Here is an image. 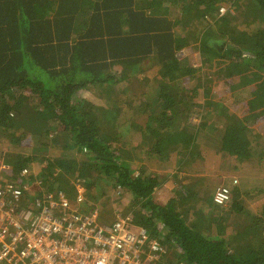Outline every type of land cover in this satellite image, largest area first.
Returning <instances> with one entry per match:
<instances>
[{
  "label": "trees",
  "instance_id": "obj_1",
  "mask_svg": "<svg viewBox=\"0 0 264 264\" xmlns=\"http://www.w3.org/2000/svg\"><path fill=\"white\" fill-rule=\"evenodd\" d=\"M195 42L202 66L215 70L198 86L199 67L176 60ZM145 60L157 66V82L139 98L124 99ZM213 82L229 89L215 101ZM89 87L104 96L91 100ZM240 89L247 96L234 111L223 102ZM109 96L118 111L101 102ZM195 107L203 117L214 111L224 117L213 156L239 163L251 157V144L264 138L253 128L264 125V0H0V134L14 144L62 151L42 154L46 164L36 173L35 155L12 153L4 162L15 172L28 168L31 178L42 176L69 196L72 181L81 178L98 205L106 185L129 193L127 209L119 203V211L165 248L153 264H264V204L251 211L243 200L253 194L235 177H205L208 183L183 184L166 202L155 198L173 154L189 162L200 152L201 125L190 121ZM258 148L264 158V145ZM2 176L14 182L13 175ZM218 187L227 190L221 205L212 202Z\"/></svg>",
  "mask_w": 264,
  "mask_h": 264
},
{
  "label": "built area",
  "instance_id": "obj_2",
  "mask_svg": "<svg viewBox=\"0 0 264 264\" xmlns=\"http://www.w3.org/2000/svg\"><path fill=\"white\" fill-rule=\"evenodd\" d=\"M225 9L217 8L219 14ZM2 174L13 175L14 182ZM30 175L26 167L15 172L0 163V264H153L165 252L130 213L114 209L103 220L93 207L83 212L81 178L72 182L69 196ZM226 200L227 190L218 187L213 204Z\"/></svg>",
  "mask_w": 264,
  "mask_h": 264
},
{
  "label": "rangeland",
  "instance_id": "obj_3",
  "mask_svg": "<svg viewBox=\"0 0 264 264\" xmlns=\"http://www.w3.org/2000/svg\"><path fill=\"white\" fill-rule=\"evenodd\" d=\"M207 16H211L210 18H208V20H211L213 17L212 15H207ZM197 27L198 29H204L205 25L202 22H200V23H197ZM176 60L177 61L179 60L181 64H187V66H191L195 68L199 67V69L194 73L195 74V77H194L195 86L201 85L202 79L215 75L214 74L215 70H213V68H207L205 65L202 66L203 64L200 58L197 42L191 43L189 46L179 50L176 55ZM149 65L150 63L147 60L142 62L143 70L139 74L138 76L139 78H134L132 83H131V80L128 83V85H130L131 88L129 91L124 93V96H125L124 99L128 100L132 96L135 98H139L146 89L150 88L148 84L152 83L155 79L157 82L158 80L157 66L149 67ZM138 80L140 82H138ZM124 84H125L124 82H121L117 86L121 88V86H124ZM211 87H212L211 93L213 94L212 99L214 101L219 96L224 97L225 94L229 92V89L225 85H222L219 83L213 82V85ZM86 90H87V94L89 95L90 99L93 101L97 100V97H96L97 94H101V96H104L103 93H100V90H96L94 93H91L90 87L87 88ZM246 96H247L246 91L240 89L232 93L230 97V102L224 101L223 103L225 104L226 107L234 111H237L238 99H243ZM101 102H103V105L105 104V106H107L108 108L114 109V111L115 110L118 111L117 108L119 107L114 103V100L110 98V96L106 99L104 97ZM136 102H137V99H132L133 106L136 104ZM203 113L204 111L202 107H195L190 116L191 123L193 124L198 123V126L201 125L198 129V132H200V134L196 135L197 139L201 142V144L202 143L204 144L205 141L208 143L210 142L211 145L209 146L219 151L220 150L218 146L219 141L216 138V136L222 132L217 130L216 132H219V133H215L213 129L219 125V122H221V120L224 119V117L222 116V114L215 112V111L212 112L211 115H208L206 117L202 116ZM21 121H24V120H21ZM202 121H204V123H201ZM253 128H254V132L257 134H260L261 132L264 131V125H261V126L256 125ZM217 129H219V127ZM249 133H252V132H249ZM249 137L252 139L253 135H250ZM259 139H260L259 144L257 145L254 143L251 144L253 148L251 152L253 154L251 155L249 159L239 163L234 158H227L226 160L222 161L221 166H220L221 168L211 167V166L207 168L206 174L204 176L206 178H211L213 180H216L220 176L222 179L226 178L228 180L233 179L235 177L242 191H247L250 194H253L252 197L245 196L243 200L245 205L251 208V211L253 212H259L262 205L264 204V158L258 156V153L261 152L260 148L258 147L264 145V138H260L259 136ZM28 140L29 139H26V141ZM5 146L8 147V145H0V151L1 149H4ZM19 146H21V150H19V152L35 155L34 157H37L36 160H33V162L30 164L31 165L30 168L32 169L34 173L40 172L43 167V164L44 165L46 164V162L40 161V156L42 157V154H44L45 156H55V155H59L60 153H62L60 149V145H54V146L47 145L44 148L36 147L33 145H29V144H23ZM198 148L201 153V145H198ZM15 151H17V146H14V150L12 152H15ZM208 155H209V151H206L205 156H208ZM132 167L135 170V173L139 171V169H137L136 167L134 166ZM171 172L173 173V168H171V170L166 173L170 174ZM177 183L179 184H177L176 188L177 190H180L183 180H180ZM206 183H208L207 180H206ZM202 184H204L203 181L200 182V186ZM104 189L105 190L107 189L108 195L103 198V201H104L103 205H101L100 203H99L100 205L96 204L97 199L94 198L91 194H87V203L90 205L94 204V209H96L99 212V218L103 220H110L112 217V211L116 208L119 209V205H118L119 203H121L122 208L124 210L127 209L128 203L130 202V195L127 192H120V191H117L116 193H114V191L111 189L109 185L108 186L106 185V187H103V190ZM155 198L159 199L156 194H155Z\"/></svg>",
  "mask_w": 264,
  "mask_h": 264
},
{
  "label": "crops",
  "instance_id": "obj_4",
  "mask_svg": "<svg viewBox=\"0 0 264 264\" xmlns=\"http://www.w3.org/2000/svg\"><path fill=\"white\" fill-rule=\"evenodd\" d=\"M220 97V96H219ZM218 97V98H219ZM22 121H19V123H21ZM224 124L225 121L224 119L221 120V122H219V125L216 126L213 131L215 133H219L216 132L218 131H223L224 128ZM219 127V129H217ZM212 133V132H211ZM200 132H197V135H199ZM220 133L219 135L216 136V138L219 141V145H220V137H221ZM2 141V142H1ZM4 142V143H3ZM0 145H8V147H4V149H1L0 151V163H6L4 162L3 159L7 158L9 156V154H16V153H21L19 152V150H21V146L19 145H23V144H14L11 143L10 141H8L5 137H3L0 134ZM195 145H201V153L199 152L197 154V156H195V158H193L192 160H190L189 162H185L184 157L183 156H179V153H175L174 155V161L172 163L173 167V173L171 172L170 174L166 173L169 171H166L164 176H162L160 174L161 177L164 178V181L156 188L155 190V194L157 195V197L159 199L162 200V202H166L169 198L175 196L174 191H177V182H179L180 180H183V184H188V185H192L196 188L200 187V182L201 181H205L206 179H204L205 174H206V169L211 167H218L221 168V163L223 160H226L227 157L226 156H222L218 155V156H213L212 154L217 152L218 150L213 149L212 147H210L209 145H211V143L206 142L203 144H201V142L197 139V136L195 138ZM14 146H17V151L12 152L14 150ZM206 151H209V155H212L213 157H211L210 159L206 158L208 156H205ZM2 156V157H1ZM172 161V159H171ZM7 164V163H6ZM188 179V180H187ZM191 179V180H190ZM193 183H190V182ZM47 186V184H46ZM191 187V186H190ZM160 190V191H159Z\"/></svg>",
  "mask_w": 264,
  "mask_h": 264
}]
</instances>
